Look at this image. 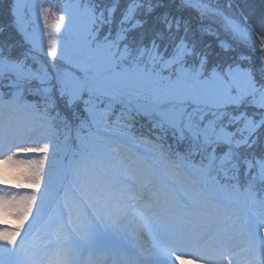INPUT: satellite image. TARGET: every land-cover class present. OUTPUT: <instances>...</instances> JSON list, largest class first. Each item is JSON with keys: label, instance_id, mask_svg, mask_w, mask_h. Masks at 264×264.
I'll return each mask as SVG.
<instances>
[{"label": "snow or ice", "instance_id": "snow-or-ice-1", "mask_svg": "<svg viewBox=\"0 0 264 264\" xmlns=\"http://www.w3.org/2000/svg\"><path fill=\"white\" fill-rule=\"evenodd\" d=\"M249 8L4 0L0 264H81L105 214L161 236L111 264H264V11L254 26Z\"/></svg>", "mask_w": 264, "mask_h": 264}, {"label": "rangeland", "instance_id": "rangeland-1", "mask_svg": "<svg viewBox=\"0 0 264 264\" xmlns=\"http://www.w3.org/2000/svg\"><path fill=\"white\" fill-rule=\"evenodd\" d=\"M60 159L63 160V156ZM11 222L14 223V221ZM89 230L93 237V243L87 244L81 241L83 247L82 261L86 262V264H90V262L95 264L97 260L102 264V260L108 258L109 254L125 251L129 246L127 240L130 237L134 240L137 239L138 242H142L143 238L142 243L145 247H150L153 244L150 240L146 242L145 237H149L148 235L138 236L131 231L123 230L118 225H114L106 214L103 219L90 221ZM157 236L161 238L159 234ZM70 243H74V238H70Z\"/></svg>", "mask_w": 264, "mask_h": 264}, {"label": "trees", "instance_id": "trees-1", "mask_svg": "<svg viewBox=\"0 0 264 264\" xmlns=\"http://www.w3.org/2000/svg\"><path fill=\"white\" fill-rule=\"evenodd\" d=\"M50 2L55 7H60L65 0H50ZM247 3L250 5L249 12L251 13L250 19L251 21L257 22L259 20L260 14L264 11V0H247ZM4 6V0H0V7Z\"/></svg>", "mask_w": 264, "mask_h": 264}, {"label": "bare ground", "instance_id": "bare-ground-1", "mask_svg": "<svg viewBox=\"0 0 264 264\" xmlns=\"http://www.w3.org/2000/svg\"><path fill=\"white\" fill-rule=\"evenodd\" d=\"M149 238H151V239H149ZM160 239H161V238H159V237L157 236V234H153V235H151V236H149V237H145L146 242H149V240H150V242H152V243H154V242H159ZM128 241L132 242V241H133V238L130 237V238L128 239ZM142 241H143V238H142ZM147 244H148V243H147Z\"/></svg>", "mask_w": 264, "mask_h": 264}]
</instances>
